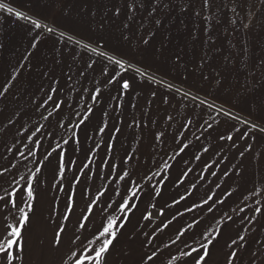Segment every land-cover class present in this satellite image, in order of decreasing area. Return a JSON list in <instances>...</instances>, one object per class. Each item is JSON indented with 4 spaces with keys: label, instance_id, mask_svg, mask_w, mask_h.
<instances>
[{
    "label": "rangeland",
    "instance_id": "374dc122",
    "mask_svg": "<svg viewBox=\"0 0 264 264\" xmlns=\"http://www.w3.org/2000/svg\"><path fill=\"white\" fill-rule=\"evenodd\" d=\"M0 2L13 264H264V0Z\"/></svg>",
    "mask_w": 264,
    "mask_h": 264
},
{
    "label": "snow or ice",
    "instance_id": "6c2138e0",
    "mask_svg": "<svg viewBox=\"0 0 264 264\" xmlns=\"http://www.w3.org/2000/svg\"><path fill=\"white\" fill-rule=\"evenodd\" d=\"M5 4L3 2H0V9H4ZM8 11L11 12L12 9L8 8ZM17 16L20 15V13H16ZM35 28L39 29L41 28V24L35 20L32 21ZM49 32L52 31L51 28L48 29ZM122 87L124 89H127L129 87L127 82H124ZM231 139V137H228ZM39 171V168L37 169V172ZM14 196L13 194H10ZM26 195L29 198L28 202V210L31 211L32 205L30 203L31 199H33V191H32V182L31 180L28 181V186L26 189ZM2 199V198H0ZM13 204V207H15V200L12 199L9 201ZM23 215L20 218L19 224L17 226H9L10 230L7 232V236L11 237L10 239H0V255H3L6 257L8 264H13V261L15 259H18L19 257L16 255V253L23 251V245H22V230L24 225L28 221V212L24 211L23 208L19 209ZM259 211V210H257ZM113 224L109 223L107 227H104L103 230L99 233V238H104L101 240V246L92 248V249H86L85 253L80 254L79 257L76 259V264H104V258L106 253L109 251L110 247L113 244V241L116 237V232L112 230ZM106 237V238H105ZM56 244H59L60 242V233H57V236L54 241ZM204 248L203 255H201L198 260L197 264H203L205 258L208 256V246H202ZM193 251H198L197 249H193ZM88 252L93 253V255H87ZM75 255V253H74Z\"/></svg>",
    "mask_w": 264,
    "mask_h": 264
}]
</instances>
